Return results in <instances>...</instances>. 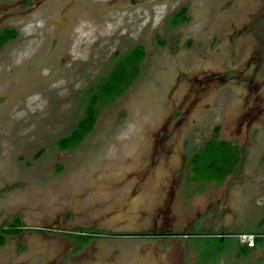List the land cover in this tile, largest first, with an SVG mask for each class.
Segmentation results:
<instances>
[{
	"label": "rangeland",
	"instance_id": "obj_1",
	"mask_svg": "<svg viewBox=\"0 0 264 264\" xmlns=\"http://www.w3.org/2000/svg\"><path fill=\"white\" fill-rule=\"evenodd\" d=\"M3 29L0 227L23 231L0 264H264V244L241 251L264 233V0H0ZM138 45L131 87L58 150ZM215 127L239 153L222 182L189 165Z\"/></svg>",
	"mask_w": 264,
	"mask_h": 264
},
{
	"label": "trees",
	"instance_id": "obj_2",
	"mask_svg": "<svg viewBox=\"0 0 264 264\" xmlns=\"http://www.w3.org/2000/svg\"><path fill=\"white\" fill-rule=\"evenodd\" d=\"M186 7L179 9L172 17V24L188 20ZM16 38V32L12 29L0 31V49L10 40ZM145 57L144 48L135 46L129 52L119 55L115 54L113 63L107 74L87 90V102L82 117L76 122L68 135L58 140L56 147L60 151H66L77 147L84 138L91 133L96 120L103 108L118 99L125 93L136 80L140 73V64ZM219 127L213 129V136L206 140L202 147L192 154L189 165L191 172L197 178L207 181L222 182L232 173L238 163V148L231 142L218 139ZM42 153L39 151L34 159ZM20 220L16 219L5 227H0V246L6 237L16 236L23 231ZM69 237L78 239L81 243L87 242L92 236L82 233L69 234ZM253 236V248L246 243L241 246L243 254L256 249L264 244V233H249ZM238 236V235H237ZM212 247L220 249L222 240L220 237L212 239Z\"/></svg>",
	"mask_w": 264,
	"mask_h": 264
},
{
	"label": "built area",
	"instance_id": "obj_3",
	"mask_svg": "<svg viewBox=\"0 0 264 264\" xmlns=\"http://www.w3.org/2000/svg\"><path fill=\"white\" fill-rule=\"evenodd\" d=\"M82 235V233L80 234ZM246 244L249 246V247H252L253 246V236L249 235L246 239Z\"/></svg>",
	"mask_w": 264,
	"mask_h": 264
}]
</instances>
